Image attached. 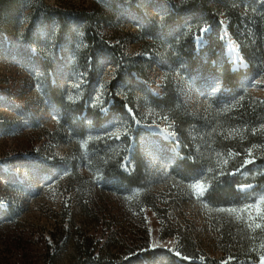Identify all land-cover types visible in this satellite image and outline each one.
Wrapping results in <instances>:
<instances>
[{
  "label": "rangeland",
  "instance_id": "374dc122",
  "mask_svg": "<svg viewBox=\"0 0 264 264\" xmlns=\"http://www.w3.org/2000/svg\"><path fill=\"white\" fill-rule=\"evenodd\" d=\"M201 1L0 0V264H264V0Z\"/></svg>",
  "mask_w": 264,
  "mask_h": 264
},
{
  "label": "trees",
  "instance_id": "16d2710c",
  "mask_svg": "<svg viewBox=\"0 0 264 264\" xmlns=\"http://www.w3.org/2000/svg\"><path fill=\"white\" fill-rule=\"evenodd\" d=\"M201 2L205 6L206 0H202ZM228 72L235 79H236V77H238L239 75H241V72L240 71L239 72H237V71H228ZM231 82H233V79L231 80ZM237 166H239V165H235L234 168H237ZM117 176H118V178H120L121 181H123L124 183H126L129 186H134V185L137 184V182L133 179L134 175H125L124 173H119ZM258 180H260V182H263L264 175L262 177H260ZM226 192H227V194H233L234 193L233 186L232 185L229 186Z\"/></svg>",
  "mask_w": 264,
  "mask_h": 264
}]
</instances>
